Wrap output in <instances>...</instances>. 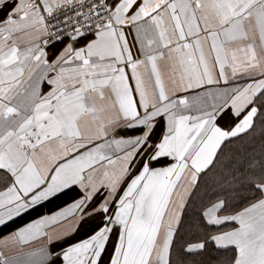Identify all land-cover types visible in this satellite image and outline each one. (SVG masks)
Returning <instances> with one entry per match:
<instances>
[{
  "label": "snow or ice",
  "instance_id": "1",
  "mask_svg": "<svg viewBox=\"0 0 264 264\" xmlns=\"http://www.w3.org/2000/svg\"><path fill=\"white\" fill-rule=\"evenodd\" d=\"M0 13V225L78 189L0 240V264H173L201 177L215 196L202 220L235 227L182 250L214 243L232 250L219 264H264V151L229 154L257 120L264 135V0H0Z\"/></svg>",
  "mask_w": 264,
  "mask_h": 264
},
{
  "label": "trees",
  "instance_id": "2",
  "mask_svg": "<svg viewBox=\"0 0 264 264\" xmlns=\"http://www.w3.org/2000/svg\"><path fill=\"white\" fill-rule=\"evenodd\" d=\"M234 119L232 123H234ZM159 122V126L156 128V135L159 136L162 130V123ZM218 124L223 127H228L226 119H218ZM225 151H228V146L225 145ZM264 151V135H262L261 126L259 120L256 121V127L251 130L247 135L241 134V139H233L230 155L234 157V162L243 161L250 162L253 159L258 160ZM211 173H209V176ZM200 189L197 194L190 198L188 205L182 214V224L178 226L179 230L174 237V245L172 249L171 259L173 264H177L178 261H183L184 264H219V262L226 256L232 254V250L218 249L214 243H209L204 250H199L196 253H186L182 250V246L185 245V241L196 242L199 239L205 238V233L214 234L223 225H208L206 221L201 218L203 206L206 204L209 198L215 199L212 195L213 187L211 181L209 186L205 187L204 177H201ZM207 190L208 195H204ZM77 188L74 186L72 192H66L65 195L57 194L55 197L49 198L47 201L41 202L36 205L34 210H29L27 214H21L13 221L7 223V226L0 225V236L16 229L29 220L45 213L50 212L61 205L69 202L70 197L74 198L77 192ZM218 191V189H217ZM96 220H92L80 227V229L73 233L71 240H76L87 235L90 225L96 224ZM115 240V236L113 237ZM112 244L110 241L109 245Z\"/></svg>",
  "mask_w": 264,
  "mask_h": 264
},
{
  "label": "crops",
  "instance_id": "3",
  "mask_svg": "<svg viewBox=\"0 0 264 264\" xmlns=\"http://www.w3.org/2000/svg\"><path fill=\"white\" fill-rule=\"evenodd\" d=\"M2 15H3V14L0 13V16H2ZM125 32H126L127 39H128V41H129L130 46L133 45V44H134V41H135V33H134V32H130V30L127 29V28L125 29ZM89 38H93V37L90 36ZM132 50H133L134 57H137V58H138V56H139V46L136 45L135 47H133ZM164 72H165V81H166V83H167V77H168L167 69H165ZM127 74H128L129 77H131V70H130V69H127ZM228 75L231 76L230 69L228 70ZM130 83L132 84V87L134 88V87H135L134 82H131V81H130ZM232 86H234L232 83H230L229 85H227V87H232ZM169 87H171V86L169 85ZM220 87H225V85H223V83H221ZM44 90L47 91V90H48L47 87H45ZM200 91H206V89H197V90H195V91H193V92H189L188 95H189V96H193V95L196 94V92H200ZM136 99L138 100L139 98L136 97ZM205 102H206V103H211V101H205ZM229 111H230V110H229ZM158 121H161V123H162V130H161V133H160V135H162V134H163V130H164V122H163L162 120H160V118H158ZM235 122H236V121H234V123H235ZM234 123H233V125H234ZM219 126H220V125H219ZM221 127H223V126H221ZM140 134H141L140 131H138V130L135 129V128H122V129L119 131V136H123L124 138L135 137V136L140 135ZM160 135H159V136H160ZM144 159H147V157H144ZM171 162H172V161H171L170 158H162L160 163H155V162H154V163L152 164V166H153V167L166 166L168 163H171ZM139 167H142V164H140L139 161H137V168H139ZM123 187H126V184H125ZM77 190H78V189H77ZM122 191H123V189L120 190V194H122ZM117 198H118V197H117ZM68 203H71V200H70L69 202H67V203H65V204H63V205H61L60 207H58V208H56V209H54V210H52V211H50V212H45V213H43V214H41V215H50L51 213L58 211L60 208L65 207ZM111 207L114 209L115 205L113 204V205H111ZM41 215H39V216H41ZM39 216H37V217H35V218H33V219H37ZM33 219H31V220H33ZM31 220H29V221L26 222V223H29ZM26 223H24V224H26ZM24 224H22V225L19 226V227H23ZM19 227H17V228H19ZM232 227H235V225H234L233 223H231V222H227V223L223 224L222 228H219L215 233H217V232H221V231L230 230ZM17 228H16V229H17ZM16 229H14V230H16ZM14 230H12V231H14ZM12 231H10V232H12ZM10 232H8V233H6V234L0 236V240H2V239H3L5 236H7ZM90 234H91V232L87 233V235H90ZM72 235H73V233H72ZM72 235H71V236H72ZM87 235L83 236L82 238L76 239V240H71V239H70L71 237H70V238H65V243H64V244L59 245V246H57L56 244H53V245L50 246V248H51V250H52L54 253H59V252L61 251V248H62V247H66L68 244L78 242V241L81 240V239H85V238L87 237ZM111 251H112V244H110V245L108 246V251L105 252V254H104V260H107V259H108V253L111 252ZM8 254H9V255H15L14 252H9ZM54 259H55V258H54ZM55 264H63L62 256H61L59 259H55Z\"/></svg>",
  "mask_w": 264,
  "mask_h": 264
}]
</instances>
